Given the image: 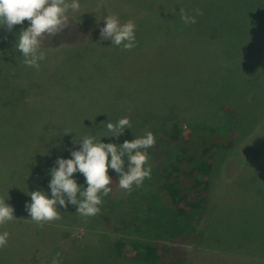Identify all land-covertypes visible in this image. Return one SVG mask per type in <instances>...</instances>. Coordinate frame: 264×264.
Wrapping results in <instances>:
<instances>
[{
  "label": "rangeland",
  "instance_id": "374dc122",
  "mask_svg": "<svg viewBox=\"0 0 264 264\" xmlns=\"http://www.w3.org/2000/svg\"><path fill=\"white\" fill-rule=\"evenodd\" d=\"M80 4L64 31L44 39L46 59L39 70L25 66L15 49L29 22L11 31L0 27V198L8 195L16 218L0 225V232L10 233L0 264H51L56 253L72 264H154L112 251L116 239L170 244L143 229L158 211L141 199L154 197L147 179L126 192L109 168L112 191L103 197L100 214L85 217L74 205H58L62 218L42 227L25 209L31 203L27 193L43 190L51 198L50 169L58 167L57 158L70 159L67 149L78 150L85 135L122 144L146 131L158 136L204 128L208 134L211 128L221 139L228 125L235 130L233 144L213 159L205 213L193 221L196 237H172L188 252L182 264H264V0ZM180 8L189 15L199 8L203 15L184 24ZM108 14L135 22L131 51L100 39ZM225 105L234 106L236 120L227 122ZM126 116L131 129L118 138L104 136L107 122ZM74 179L87 186L82 174Z\"/></svg>",
  "mask_w": 264,
  "mask_h": 264
},
{
  "label": "clouds",
  "instance_id": "9594fccd",
  "mask_svg": "<svg viewBox=\"0 0 264 264\" xmlns=\"http://www.w3.org/2000/svg\"><path fill=\"white\" fill-rule=\"evenodd\" d=\"M80 8V0H0V27L11 31L15 25L25 20L29 22V26L17 34L15 49L21 53L25 66L39 70L40 61L46 59L42 50L44 39L64 31L69 26V14L78 12ZM193 11L195 15H189L180 8V19L184 24H195L196 16L203 15L199 8ZM102 19L105 25L100 28L101 40H109L124 51L136 47V24L133 20L122 23L115 14L105 15ZM131 127L130 118L122 117L116 123H106L108 135L104 136L118 138ZM100 137L85 135L78 139L79 149L71 151L70 159L57 158L55 164L58 167H52L49 173L51 198L43 190L27 193L31 203H26L25 209L34 223L42 227L45 223L60 220L58 205L63 208L68 204L74 205L75 212L85 217L100 214L103 197L112 191L109 168L118 174V186L126 192H131L134 186L142 187L144 181L151 178L148 149L157 143L153 132L146 131L131 141L124 140L122 144L103 143ZM73 142L76 143L77 139ZM77 172L84 176L86 187L74 179ZM7 198H0V225L16 220L14 208L5 202ZM9 236L8 231L0 232V248L7 246ZM51 264H60V253H56Z\"/></svg>",
  "mask_w": 264,
  "mask_h": 264
},
{
  "label": "trees",
  "instance_id": "16d2710c",
  "mask_svg": "<svg viewBox=\"0 0 264 264\" xmlns=\"http://www.w3.org/2000/svg\"><path fill=\"white\" fill-rule=\"evenodd\" d=\"M233 107L223 106L228 114L227 122L237 119V112ZM203 129L191 131L174 128L163 135H156L155 147L148 149L152 171L147 183L154 185V190L150 189V192L155 193L153 199H141L149 209L158 211L154 218L144 220L143 229L145 228L146 236H149L147 232L152 231L154 237L168 240L170 244L155 239L151 241L138 238L131 241L116 239L112 251L118 256L154 264H182L185 261L188 252L174 243L176 238L172 235L181 233L187 237H190L188 234L196 237L192 232L193 221L198 215L205 213L213 159L217 153L232 146L235 134V130L229 125L221 139L211 128L208 129V134H204ZM68 152L70 154L69 149ZM136 207L140 209V205ZM101 218L104 222H109L107 216L102 215ZM130 246L135 249L134 254L127 252ZM6 257L1 251L0 260H6ZM90 258L85 256L82 260ZM63 260L72 264L67 257H62L60 264Z\"/></svg>",
  "mask_w": 264,
  "mask_h": 264
}]
</instances>
